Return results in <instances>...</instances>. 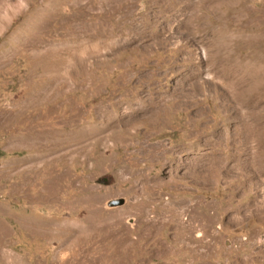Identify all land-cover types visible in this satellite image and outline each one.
<instances>
[{
	"label": "rangeland",
	"instance_id": "1",
	"mask_svg": "<svg viewBox=\"0 0 264 264\" xmlns=\"http://www.w3.org/2000/svg\"><path fill=\"white\" fill-rule=\"evenodd\" d=\"M0 264H264V0H0Z\"/></svg>",
	"mask_w": 264,
	"mask_h": 264
},
{
	"label": "bare ground",
	"instance_id": "2",
	"mask_svg": "<svg viewBox=\"0 0 264 264\" xmlns=\"http://www.w3.org/2000/svg\"><path fill=\"white\" fill-rule=\"evenodd\" d=\"M72 1V0H71ZM69 3H73V5L71 6V8H74L76 11H79L81 6H84L86 3H81L79 4L78 2H67L64 3L65 5H68ZM54 12L53 14H51L52 16H55ZM57 15V14H56ZM50 16V15H49ZM113 37V36H112ZM108 48V47H107ZM112 50V49H111ZM110 51V50H109ZM97 138V137H96ZM86 139V138H85ZM95 139V138H94ZM81 140V139H80ZM82 142V141H81ZM97 142V141H96ZM91 143L90 140H85L82 144H89ZM178 168V167H177ZM171 170V169H170ZM179 170V169H178ZM195 170V169H194ZM198 176V175H197ZM147 183V182H146ZM143 189V188H142ZM162 204V203H161ZM186 208V207H185ZM191 208V207H190ZM165 210H167V212L165 214H163L162 216H159L158 219L147 222L146 224V233L148 235V239L150 240V242L152 244H154V247H157V241H156V236L154 235V229L156 230V227L158 228V226L161 224L163 226V228L165 229L166 227H174V230L176 231V233L178 235H184L185 233L191 232L194 229L190 228V222L193 220L192 216H189V213L187 212V210H180L181 208H178V210H172V207L168 208V206H164ZM188 209V208H187ZM190 218V219H189ZM160 231V230H159ZM177 235V236H178ZM188 235V234H187ZM188 238V237H187ZM177 241V240H176ZM186 240L183 237V241L182 242H175L174 244L178 247L180 252H185L187 251L189 255H193L195 248L192 247H188L187 243L185 242ZM149 243V242H148ZM171 249V248H170ZM169 254V253H166ZM170 255V254H169Z\"/></svg>",
	"mask_w": 264,
	"mask_h": 264
},
{
	"label": "water",
	"instance_id": "3",
	"mask_svg": "<svg viewBox=\"0 0 264 264\" xmlns=\"http://www.w3.org/2000/svg\"><path fill=\"white\" fill-rule=\"evenodd\" d=\"M106 180V181H105ZM105 181V182H104ZM97 184H100V185H104V186H107V185H110L112 183V180L111 178L107 177V179H100L96 182ZM125 204V200L124 199H118V200H110L108 202L105 203V206L104 208L106 210H111V209H115V208H118V207H121ZM127 223L132 226L133 224V221L131 219H129L127 221Z\"/></svg>",
	"mask_w": 264,
	"mask_h": 264
}]
</instances>
